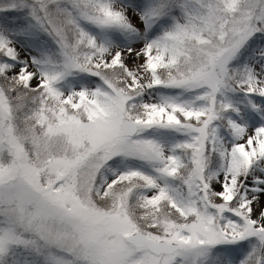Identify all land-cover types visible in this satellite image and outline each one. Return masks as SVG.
I'll return each instance as SVG.
<instances>
[{"label":"snow or ice","instance_id":"6c2138e0","mask_svg":"<svg viewBox=\"0 0 264 264\" xmlns=\"http://www.w3.org/2000/svg\"><path fill=\"white\" fill-rule=\"evenodd\" d=\"M0 264H264V0H0Z\"/></svg>","mask_w":264,"mask_h":264}]
</instances>
